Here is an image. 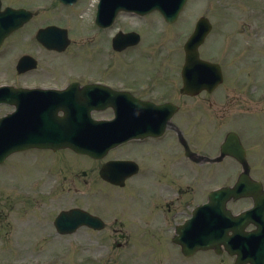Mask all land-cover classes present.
Returning a JSON list of instances; mask_svg holds the SVG:
<instances>
[{
  "label": "rangeland",
  "instance_id": "obj_1",
  "mask_svg": "<svg viewBox=\"0 0 264 264\" xmlns=\"http://www.w3.org/2000/svg\"><path fill=\"white\" fill-rule=\"evenodd\" d=\"M3 2L5 6H33L38 3L46 5L47 10L33 22L34 27L51 23L63 24L71 28L72 38L83 42H86L87 33L91 32L89 25L94 11L91 3H86L83 8L86 16H83V20H79L80 25L77 26L73 23V16L70 14L73 9L64 10L59 4L57 7L54 0H3ZM202 16L208 17L214 25L213 34L202 48V54L223 64L229 78L226 84L213 94L204 93L196 98L182 97L179 93L181 79L178 75L179 67L181 69L182 66V64L179 66L181 55L176 53L175 49L179 40L181 44L185 43L194 30L197 20ZM156 18L158 19L154 16L149 21L153 22ZM157 19L153 27H151L152 23L144 22L146 19L123 21L126 29L140 31L143 35L142 46L125 56L118 57V55L110 54L109 60L106 59L109 55L100 51L105 63L114 65L110 72L120 69L124 75L117 76V79L125 82L130 80L129 75L132 76L134 72L136 75L137 72L142 71L140 67L135 66L136 63L139 64L140 59H143V62L159 59V67H157L159 63L155 60L142 63L143 67H157L161 70V76L156 80L154 79L156 69L151 70L150 73L147 72L146 77L152 76L151 78L156 81L155 92L152 96L158 97L159 101L161 97H168L182 105L181 113L175 118V122L181 127L187 140H190L193 150L202 154L215 155L226 133L231 130L240 132L244 139L243 143L250 152L249 160L252 163V169L254 168L253 175L256 179L264 181V0H190L179 18V21L181 19L179 25L167 26L164 20ZM171 31L173 33H170ZM177 34H181V39H174L170 42L169 39L173 36L175 38ZM22 36L23 33H17L7 41V45L11 49L14 48L8 57V46L0 52V83L19 81L32 83L39 80L46 84L61 83L64 77L78 76L79 78V75L87 70L84 66L90 63L87 54L91 46L86 43H76L68 52L59 57L52 58L43 55L42 58L39 56L41 61L44 59L47 63L44 64L42 61L41 68L30 75L16 77L15 65L26 50L23 47H32L23 42ZM92 47L95 48L96 45ZM171 50L175 59L179 60L178 62L177 60L174 62V57L172 61L165 56L171 53ZM93 53L96 54L94 51ZM136 58L138 60H135ZM176 63H179L178 66ZM51 64L52 69L48 67ZM54 64L55 67H53ZM90 67L95 68L94 65ZM99 70H103V66H100ZM141 76L145 75L142 73ZM8 112L7 107L0 106V117ZM151 141L153 142L123 149L128 148L126 146L111 154V157L126 155L139 158L143 170L141 176L145 177L128 181L127 186L120 191L126 194L125 197L123 194L118 195L117 190L116 194L104 193L101 200L89 199L92 198L91 194L87 199L81 195V193L89 192L88 188H93L98 184L99 181L96 182L95 178L98 179L97 170L101 165L100 162L91 164L87 158L78 157L70 151L55 154L36 150L31 151L30 154L15 155L8 164L0 168V224L3 225L6 221L15 223L21 219L28 221L33 214L31 212L36 208L33 206L36 203L20 196L23 193L22 188L10 189L5 186L4 183L9 181V176L30 179L41 171H53L51 166L55 161L59 163L60 160L61 162L66 160L69 162L68 166L61 165V172H87L90 185H86L83 180L75 181V185L74 183L73 185L63 183L60 200L40 220L36 219V221H40L41 224L49 217H54V214L61 209L79 206L103 216L106 214L104 217L110 225L116 220L115 227L122 229L126 235H130L131 239L128 243L116 245L111 237V229L108 231L109 228L102 234L81 230L77 238L84 239L86 240L84 242L88 243L70 242L69 240L62 241L63 244L56 243L54 250H58L63 245L62 249L67 247L68 254L67 258L62 257L58 260L57 264L67 262L73 264H146V262L174 264L179 262L182 255L171 239L177 222L188 213L187 205L190 204L192 208L198 197L203 198V191L205 193V190L215 185H231L241 167L232 159H226L219 166L187 164L188 160L184 157L183 149L173 132H169L162 143ZM174 167L182 169L176 172ZM184 170H188L187 175ZM92 177L94 179H90ZM77 187L80 188L79 194H64L69 188ZM25 195H29L30 199L32 196L38 197L36 191ZM112 196L119 199L125 198V202L119 200V204H113ZM178 196L180 198H177ZM132 202H135V205ZM10 207H12L11 213ZM124 207L125 213H123ZM132 208L136 210L132 211ZM30 210L27 216L26 213ZM175 214L177 215L174 216ZM132 215L133 219L129 221ZM104 235H106V242L101 243L100 237ZM7 238L12 243L14 242L13 238L3 231L0 236V245L4 244L3 247H8L7 243H4ZM33 246L35 251L39 249L44 251L51 250L53 244L38 241L37 244L30 243L29 250H32ZM35 251L30 252L33 254ZM2 254L0 251V258ZM46 256H48L47 251L43 257ZM103 256V260L98 258ZM80 258L85 261L79 262ZM200 258L201 256H197L192 262L197 263ZM228 261L225 259L223 263L229 264Z\"/></svg>",
  "mask_w": 264,
  "mask_h": 264
},
{
  "label": "water",
  "instance_id": "obj_2",
  "mask_svg": "<svg viewBox=\"0 0 264 264\" xmlns=\"http://www.w3.org/2000/svg\"><path fill=\"white\" fill-rule=\"evenodd\" d=\"M153 2L154 1H152L151 9H159L168 21H173L177 18L186 0H158V2L163 5H153ZM8 13L0 15V19L2 18V21L9 19L11 23L9 24L5 22L4 27L0 24V41L12 30L23 24V22H25L28 18H25V12L9 13L10 16H8ZM210 30L211 25L209 24V21L204 18L201 19L198 22L193 36L186 45L187 59L186 65L184 67V79L186 86H195L194 81L191 82V80H197V72H199L200 69L202 75H205L209 69H218V66L213 64L211 65L199 59L198 48L204 42L205 37ZM193 70L194 72L197 71L196 74H194ZM212 80L214 83H216L217 77L213 78ZM205 84L211 85V82L206 80ZM213 87L214 86L212 85V88ZM194 92H198V90ZM30 100H37L39 103L45 101L41 113L38 112L37 107L36 112L25 109L26 102H30ZM55 100L56 99L52 98L49 93H40L37 95L35 91H25L22 89H12L9 91V95L5 101L9 102L10 104H14L18 111L14 116L11 115L0 120V164L3 163L12 153L28 148H49L55 150L61 147H71L79 153L89 154L93 157L100 158L104 156L111 147L115 146L116 143L124 139L123 138L116 141L115 134L109 135L110 130L106 127H104L107 131L105 135H103V127L98 129L96 126L95 128H91V126L86 125L87 131L86 129L82 128V124L80 123V118L84 115L77 114L75 117L76 120L73 121L69 115L70 112H68V110L65 109L63 105L60 106L64 111V116H58V109H55V106H57L59 100ZM54 102H57V104L55 105ZM134 103L137 104L136 109L139 108L144 110L148 106L137 100L134 101ZM44 110H47V112H44ZM24 112L28 113L29 116L23 114ZM90 137L92 141L94 140L95 148L88 149L87 147L90 143L88 140ZM107 138H109V140ZM75 139H79V141L75 143L73 141ZM112 140L115 141L110 142ZM84 141L85 146L81 147L78 145L80 142L83 143ZM103 142L105 146L104 151L100 153L94 152L95 150H99L102 147ZM243 153L244 152L240 145L239 139L232 135L228 137L226 143L223 146L222 156L224 157L225 155H232L243 161ZM102 174L106 175V171H103ZM247 176L248 170L246 169V173L241 178V182H248L249 179ZM233 193L234 191L232 189L227 188L225 191L218 193L217 197L228 195V199ZM225 201H222L221 203L217 202L216 206L219 208L223 206L222 208L224 209ZM74 213L77 212L72 211L70 213H66L63 215V219L68 220V216L71 217V215H74ZM61 227L62 229L66 228V226L63 224ZM197 247H199V245H195L192 248L186 245V247L184 246L183 250L185 253H187L186 249L194 251V248Z\"/></svg>",
  "mask_w": 264,
  "mask_h": 264
},
{
  "label": "flooded vegetation",
  "instance_id": "obj_3",
  "mask_svg": "<svg viewBox=\"0 0 264 264\" xmlns=\"http://www.w3.org/2000/svg\"><path fill=\"white\" fill-rule=\"evenodd\" d=\"M249 201H250V205H252L253 204L252 199H250ZM8 228L10 229V232H11V230H13L15 227L13 226V224H11ZM50 228L55 229L54 222H52L48 225V229H50ZM43 229H44L43 227L36 225V224H26V225H20L19 224V228H18L17 233H20L22 235V236H19L21 241H24V239L27 240L29 238L38 239L40 237L41 233H47L49 238L50 237L55 238V232L54 231L46 232ZM41 235H43V234H41ZM43 236H45V235H43Z\"/></svg>",
  "mask_w": 264,
  "mask_h": 264
}]
</instances>
